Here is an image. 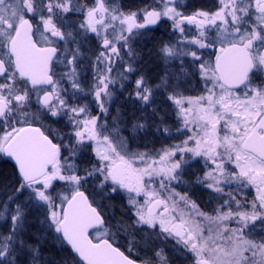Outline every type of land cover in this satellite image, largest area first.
<instances>
[{"label": "snow or ice", "instance_id": "obj_1", "mask_svg": "<svg viewBox=\"0 0 264 264\" xmlns=\"http://www.w3.org/2000/svg\"><path fill=\"white\" fill-rule=\"evenodd\" d=\"M0 157V264H264V0H0Z\"/></svg>", "mask_w": 264, "mask_h": 264}, {"label": "flooded vegetation", "instance_id": "obj_2", "mask_svg": "<svg viewBox=\"0 0 264 264\" xmlns=\"http://www.w3.org/2000/svg\"><path fill=\"white\" fill-rule=\"evenodd\" d=\"M119 3L127 6V5H133L134 3H138L139 0H118ZM189 4H195L197 6L199 5H205V6H212L216 3V0H187ZM191 9H189L190 11ZM159 30L158 31H147L146 35L143 40H141L137 45V50L144 49L145 46L149 49L155 50L156 47H158L160 41H168L171 36L170 28L166 25H158L155 26ZM194 31V29H193ZM175 39V37H172ZM146 59V63L144 65L145 68L153 69V71H158V69L154 68L155 60H148ZM195 87V85H193ZM189 94H196L195 92H191ZM126 95V94H125ZM124 101V97H120L119 100L116 101V105L122 104ZM116 105H113V110H115ZM175 117L173 116V120ZM169 124H172V121H168ZM51 127L54 131L63 132L64 126L63 123L61 124H52ZM183 139V136L176 133L175 126L173 125L171 128L170 134H161L156 133L155 136H149L144 140L137 141L136 144L133 145L135 148L137 145L140 146V150H145L144 145H147L148 150H154L159 151L164 147L178 144L180 140ZM196 160H199V158H196ZM196 160L190 161V166H185L186 171L185 174L182 177V180L184 183L181 184H175L176 191L182 192L185 189V186L189 183H194L197 176L202 177L204 168H203V161L200 160L199 163L196 162ZM5 164L12 168V172L14 171V164L6 157H0V165ZM189 194L192 196L193 199L197 201V203L201 206V208L205 211H210V209L215 205V201H209V191L206 189L201 188L199 185L189 188L188 189ZM247 194V199L251 200L252 197L255 195L254 189H246L245 190ZM243 199V197H240ZM120 204V201H115ZM116 212V218H119V210H115ZM175 242L174 241H161L158 242V246L163 247L165 249V252L170 260V264H178L181 260L186 262H191L187 257L181 255L179 252L176 251V248L174 247ZM143 255V253H141Z\"/></svg>", "mask_w": 264, "mask_h": 264}, {"label": "trees", "instance_id": "obj_3", "mask_svg": "<svg viewBox=\"0 0 264 264\" xmlns=\"http://www.w3.org/2000/svg\"><path fill=\"white\" fill-rule=\"evenodd\" d=\"M12 173L13 172H12L11 167H9L8 165H5V164L0 165V178L11 177ZM115 204H116L115 210H117V209L119 210V203L115 202ZM178 264H188V262L181 260L180 262H178Z\"/></svg>", "mask_w": 264, "mask_h": 264}, {"label": "water", "instance_id": "obj_4", "mask_svg": "<svg viewBox=\"0 0 264 264\" xmlns=\"http://www.w3.org/2000/svg\"><path fill=\"white\" fill-rule=\"evenodd\" d=\"M9 159V158H8ZM10 160V159H9ZM13 164H14V161L10 160Z\"/></svg>", "mask_w": 264, "mask_h": 264}, {"label": "rangeland", "instance_id": "obj_5", "mask_svg": "<svg viewBox=\"0 0 264 264\" xmlns=\"http://www.w3.org/2000/svg\"><path fill=\"white\" fill-rule=\"evenodd\" d=\"M188 264H191V262H188Z\"/></svg>", "mask_w": 264, "mask_h": 264}]
</instances>
